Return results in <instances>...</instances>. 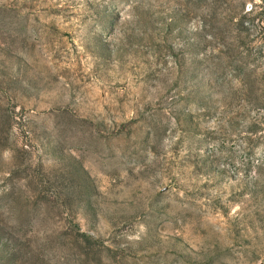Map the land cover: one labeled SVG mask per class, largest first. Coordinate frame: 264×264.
<instances>
[{
  "label": "rangeland",
  "instance_id": "obj_1",
  "mask_svg": "<svg viewBox=\"0 0 264 264\" xmlns=\"http://www.w3.org/2000/svg\"><path fill=\"white\" fill-rule=\"evenodd\" d=\"M0 264H264V0H0Z\"/></svg>",
  "mask_w": 264,
  "mask_h": 264
}]
</instances>
